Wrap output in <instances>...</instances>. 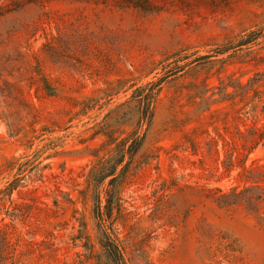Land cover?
Here are the masks:
<instances>
[{"label":"rangeland","instance_id":"rangeland-1","mask_svg":"<svg viewBox=\"0 0 264 264\" xmlns=\"http://www.w3.org/2000/svg\"><path fill=\"white\" fill-rule=\"evenodd\" d=\"M153 1L0 0V264H264V0Z\"/></svg>","mask_w":264,"mask_h":264},{"label":"trees","instance_id":"trees-1","mask_svg":"<svg viewBox=\"0 0 264 264\" xmlns=\"http://www.w3.org/2000/svg\"><path fill=\"white\" fill-rule=\"evenodd\" d=\"M118 3L125 7H133L142 12L153 13L157 12V7L153 0H118ZM251 35H248L247 38L241 40L240 46H247L252 41ZM155 100V96L150 97H142L140 96V103L144 108V121H150L153 117L151 107ZM114 145L111 148V151L115 152L117 156L111 161L100 160L98 165L94 167V171L90 176V183L95 184L98 188L99 186H103L106 181H108L107 186H111L110 189H113V194L109 195V204L110 208L113 211V201L117 196L118 189L122 186L124 182V174L125 171L120 172L119 176H117V171L120 167H122L126 162H131L133 158L136 156L138 151L141 148V140L139 137L134 136L128 140L114 142ZM16 188V186H15ZM14 188L12 189V191ZM11 191V192H12ZM108 195V192H107ZM109 205V206H110ZM109 219L111 218V213L108 214ZM103 248L107 251V254L112 261L113 264H126L122 251L120 250L119 244L117 243L116 238H113L111 234L105 233L104 241L102 242ZM14 254V248L9 240L8 234L0 231V263L2 262V258H12Z\"/></svg>","mask_w":264,"mask_h":264}]
</instances>
